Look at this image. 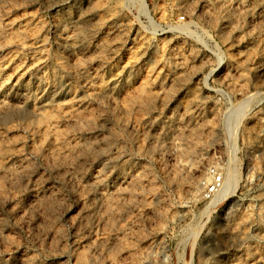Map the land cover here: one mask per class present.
Returning a JSON list of instances; mask_svg holds the SVG:
<instances>
[{"label": "rangeland", "instance_id": "1", "mask_svg": "<svg viewBox=\"0 0 264 264\" xmlns=\"http://www.w3.org/2000/svg\"><path fill=\"white\" fill-rule=\"evenodd\" d=\"M0 264H264V0H0Z\"/></svg>", "mask_w": 264, "mask_h": 264}, {"label": "bare ground", "instance_id": "2", "mask_svg": "<svg viewBox=\"0 0 264 264\" xmlns=\"http://www.w3.org/2000/svg\"><path fill=\"white\" fill-rule=\"evenodd\" d=\"M229 192V189L227 186H225V188L223 189L222 193L221 194H227Z\"/></svg>", "mask_w": 264, "mask_h": 264}]
</instances>
